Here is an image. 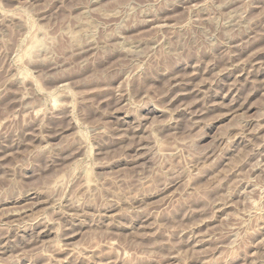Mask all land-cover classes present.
I'll return each mask as SVG.
<instances>
[{
	"label": "rangeland",
	"instance_id": "374dc122",
	"mask_svg": "<svg viewBox=\"0 0 264 264\" xmlns=\"http://www.w3.org/2000/svg\"><path fill=\"white\" fill-rule=\"evenodd\" d=\"M0 264H264V0H0Z\"/></svg>",
	"mask_w": 264,
	"mask_h": 264
}]
</instances>
